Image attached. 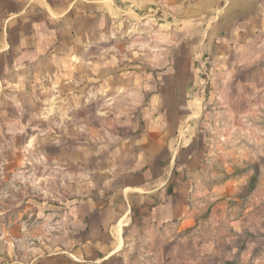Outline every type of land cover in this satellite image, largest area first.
<instances>
[{
	"label": "rangeland",
	"instance_id": "1",
	"mask_svg": "<svg viewBox=\"0 0 264 264\" xmlns=\"http://www.w3.org/2000/svg\"><path fill=\"white\" fill-rule=\"evenodd\" d=\"M259 4L251 34L239 19L207 34L209 22L183 24L174 5L122 12L51 62L16 68L0 52V264H70L85 241L82 202L117 200L122 171L150 146L157 157L139 169L183 179L189 214L157 225L134 209L102 264H264Z\"/></svg>",
	"mask_w": 264,
	"mask_h": 264
},
{
	"label": "crops",
	"instance_id": "2",
	"mask_svg": "<svg viewBox=\"0 0 264 264\" xmlns=\"http://www.w3.org/2000/svg\"><path fill=\"white\" fill-rule=\"evenodd\" d=\"M259 2L260 0H0V34L4 35V40L0 42V52L7 56L11 53L17 55V58L8 61V65L12 63L16 68L30 67L41 61L51 62V56L63 48L65 41L94 34L99 28L108 26L122 12L154 11L174 5L185 6L183 24H195L199 16L204 23L209 22L204 28L207 34L218 30L221 20L227 23L229 29H221L220 32L225 35L226 31L233 32L236 19L243 20L248 31L246 34H251L259 30L254 21L252 23L254 13L263 11V5ZM248 3H254V8H249ZM235 4L238 5L234 7ZM204 11L210 12L209 19L202 17ZM52 61L56 62V59ZM1 81L6 80L0 74V83ZM163 140L165 142L166 138L162 137L161 143ZM159 141H154L156 148L161 146ZM152 148L150 146L141 154L135 153L127 170L122 171L124 177L117 186V200L112 191L106 200L88 199L82 202L81 207L87 211L84 216L87 226L81 232L85 241L68 253L70 264H102L107 258L114 256L124 244V230L134 209L139 210L137 212H147L157 225L182 219L189 214V190L183 179L173 181L170 174L160 177L150 167L139 169L142 160L152 159V154L157 157ZM176 156L174 154L172 159ZM186 160L185 166L189 163ZM137 169L140 170L139 178L127 177ZM167 182L172 185L165 189ZM90 242L92 244L89 245ZM96 250L107 253L100 257Z\"/></svg>",
	"mask_w": 264,
	"mask_h": 264
}]
</instances>
